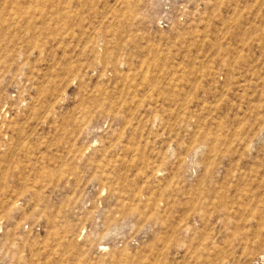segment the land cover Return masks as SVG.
Listing matches in <instances>:
<instances>
[{
	"label": "rangeland",
	"instance_id": "1",
	"mask_svg": "<svg viewBox=\"0 0 264 264\" xmlns=\"http://www.w3.org/2000/svg\"><path fill=\"white\" fill-rule=\"evenodd\" d=\"M0 264H264V0H0Z\"/></svg>",
	"mask_w": 264,
	"mask_h": 264
}]
</instances>
